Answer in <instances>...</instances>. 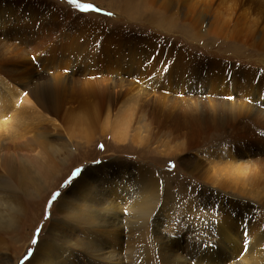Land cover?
Here are the masks:
<instances>
[{
    "label": "rangeland",
    "instance_id": "rangeland-1",
    "mask_svg": "<svg viewBox=\"0 0 264 264\" xmlns=\"http://www.w3.org/2000/svg\"><path fill=\"white\" fill-rule=\"evenodd\" d=\"M22 1L0 0V29L2 28L3 30V34L0 33V43H2L0 44V49L5 48L8 51V59L5 62L9 61L14 65H21V69L25 68L27 78L32 72H38L37 77L46 75L47 79H66L70 75L69 71L72 69V65L57 64V60L54 61V59H58V56H61V50L76 47L71 39L77 40L78 46H81L84 35L86 36L85 38H89L91 33H100L99 35L103 37V40L95 41L96 46L94 45L87 50L89 52L82 57L80 69L77 73L75 72V76L80 74V81L69 85L79 87L85 81L97 79L108 90H113L111 85H109L110 81L115 80L114 82L117 83L119 80L127 79L120 78L122 76L121 73L117 76L120 69L119 65L122 63L128 65L126 67L127 70H131V67L137 68V66L140 68L142 64V73L136 78L134 84L130 87L128 86V89L120 90L119 95L121 97L116 100V107L111 108L115 113L118 112L116 118L124 116L125 119L128 118L129 126H126L128 135L126 134L123 141H117L114 138V136L119 137V132L118 130L115 131L116 129L114 128L116 127L114 126H120V122H113L115 118L111 116L112 114L109 118L101 114L95 122L92 134L89 131L85 132L83 126L78 122L70 125L61 124L57 120L58 129H55L53 133H43L40 130L41 126L44 127L46 124H51L47 123L46 118L43 116L38 115L36 117L37 114L33 110V105L24 99L26 96L22 93L20 86L5 79L0 74V91H2V95H5L1 99L6 101L4 108L0 106V171L7 178H10V184L15 188V194L19 196L16 197L17 203L22 205V212L18 216L19 220L16 227L4 229L0 233V264H27L31 255L35 252L36 246L39 243L44 245L43 242L46 238L50 241H55L54 254L56 256L52 255V258L59 264H64L67 256L68 264H89L90 257L98 259L104 255L107 258H111L109 257L111 252H117L119 256L133 255L135 264L138 263V260L142 261L139 257V252L142 251L138 250L139 245L132 244L130 248L124 245L125 239L122 237V227L125 224L122 220L101 221L99 226L91 228H86L82 224L77 226L74 222L68 225V222L57 220L62 215L58 207L59 200L71 188L80 174L85 169L93 168L92 170H94L103 163L105 165L112 162V160H116L118 163H126V165L131 162H140L138 166H142L141 169L147 168L145 170H151L154 175L160 178V202L162 200L168 201V205L162 207L164 213H168L166 215L168 221L172 220L176 223V219L179 218L180 225L178 227L186 229V226L183 225L186 220H196V223H200L199 225H206L208 228L215 230L218 226H214L216 221L213 223V221H208L204 218L212 210L203 209V213H201L197 205L193 206L190 203L199 198L204 188L203 183H201L203 180L191 178L183 171V168L179 167L176 159H179L178 157L180 156L189 155L203 161L212 158L215 161L225 162L229 158V152L234 155L233 147L235 145L233 144H235V140L251 139L250 141L253 142L255 136L252 135L253 132L246 134L247 136L240 132V127L243 123H241V119L239 120L241 124L239 122L237 124L240 128H238L239 131L236 132V129L227 139L225 136L219 138L220 135L217 132L208 133L207 135L203 126H198L197 128L192 127V125L188 126L192 131L197 130V132L204 133L207 137L206 141H203L200 134L183 135V130L180 129L177 132L176 125H179L180 118L184 117V112L191 110V107L196 109L194 99L198 96V92H203L206 96L213 98L229 97L227 94L218 96L214 92L219 82L218 79L224 77L225 80L226 77L223 74V69L216 68L220 64L230 65L233 67L232 69L241 67L249 70L257 69L260 75L258 77L257 73L256 83L249 82L241 89L245 94H249L250 91L247 90L249 86H253L254 89L259 87L262 93L259 96L257 95V104L259 105L262 102L263 106H261L264 108V64L259 60L261 56H264V48L263 53L260 54L253 48L246 47L241 42V40H245L244 35L241 38L238 35L228 37L227 34L229 32L221 35V32H216L215 30L217 29L212 26L209 28V24H213V21H215L214 18L220 20L218 14L210 15L207 10L203 9L204 3L200 1L189 3L186 0H74L71 3L69 0H45L50 5L52 3L56 4L54 17H49V27L58 25L57 22H64L66 13L83 21L86 19L87 23H84L87 27H84L82 23H78L77 25L63 27L60 31L57 29L51 35L37 33L30 37L27 32L24 34V31L21 34L22 36L18 37V32L21 28L18 25L20 16L33 22L35 14L33 8L22 7L20 9ZM40 2L37 3L41 4ZM239 2L243 3V10L239 6ZM256 3V0H237L236 4L237 7L239 6V10H237L238 12L235 10V13L242 11V13L252 16L254 8H257ZM89 4L93 5V8L83 7ZM97 8L99 11L95 10ZM195 8L203 10L202 13L205 16V20L203 17L201 19L202 22L200 21L201 23H199L197 16L193 13L191 14L192 23L189 19L190 12ZM4 20L7 21L2 25L1 22ZM70 22L73 21L64 23ZM229 23L231 24L232 21H229ZM33 24H35L33 28L37 30L39 28L38 21ZM102 27L104 28L103 32H114L115 34H102ZM230 29V31L234 32L233 27H230ZM142 36L150 40V43L144 44L141 43L142 41L137 43L136 39L132 38ZM125 37L128 38L129 42L123 40ZM7 40L16 44L13 48L19 51L16 53L9 51L12 47L8 48L4 45ZM40 42L42 44L39 45ZM37 45L39 46L37 47ZM20 51L29 54L28 58L20 54ZM93 51L98 55L96 59ZM49 52H52V59L47 62L49 66L39 62L38 56ZM135 53L134 62L136 64L134 65L132 57ZM25 58L26 61L24 62ZM69 59L71 60L72 57H69ZM196 61L199 64L204 63L206 67L193 69V64ZM28 62H31L32 65H28ZM3 66L4 59L0 57V68ZM229 69L232 70L230 67ZM51 73L52 75H50ZM231 73L230 71L228 72L229 77ZM103 78L104 81L102 80ZM67 79H72V82H75L76 78ZM249 79L246 80L249 81ZM229 86L233 90H237L238 94H241L239 92L240 87L237 84ZM251 99L255 100V98H245L247 101ZM90 100L93 101L94 98H90ZM117 105H121L119 109ZM70 106H75V103L70 104ZM67 107L69 106H65V108ZM115 108L116 111L114 110ZM206 108L209 110L207 104ZM18 109L24 110V112H21L23 113L22 115H26H24V123L28 125H36L38 123L36 126L39 127L38 129L36 127L33 136L35 139L38 138V140L41 138L42 140L39 143H42L43 146L30 145L24 148V145L18 144L25 141L24 137L19 139L20 133L25 131L24 127L21 124L18 126L14 122L16 118H19L20 122L24 118L18 114ZM202 111L204 112V110ZM216 113L218 111L214 109L210 110L208 115L215 116ZM10 115L12 118H10ZM66 116L70 115H62L61 119L68 122L69 120L64 118ZM28 118L33 119L30 122ZM230 120H233V118ZM237 121L236 119L235 123ZM11 128H16L14 131L19 138H11L9 136ZM239 132L240 134H238ZM37 133H39L40 138L36 135ZM86 133L90 134V138L86 137ZM256 133L259 137L260 135L263 136L264 130L257 129ZM26 136L30 139L33 138L32 134ZM35 139H32L33 143H35ZM259 140L254 142L257 152L260 150L259 143L261 142ZM56 143H62L61 149L56 150L57 152L50 147L55 146ZM243 143L240 145V149ZM9 160L14 165L6 167ZM251 160L250 163H253L254 168L253 178L258 179L264 176L254 159ZM25 164L30 167L32 165L33 168L38 170V176L41 177L39 185L35 187L32 185L25 186L19 182L17 172ZM53 164L54 166L51 167ZM47 165L48 167H46ZM129 172L132 173L135 170L130 169ZM217 175H221V177L230 175L234 181H238L237 175L226 171H220ZM91 184L92 186L94 185L93 181H91ZM206 184L209 185L208 183ZM194 186L200 187H196V192H189V189ZM98 187L105 188L98 185L95 189ZM182 189H184V192ZM55 193H58V195L53 200L52 197ZM229 193H232V195H229L230 198L224 201L227 208L231 204L236 205L237 201H239L237 195L241 191L236 187H231L229 188ZM250 198L254 200L253 204L248 202L244 205L246 207H255L254 210L252 209L253 217L249 216L252 225L249 227V224L246 223L248 218L244 220L239 216L243 220L241 226L244 229L245 241L237 243L230 250L223 244L227 259L232 258L227 263L233 261V264H264V190L252 192ZM217 210L218 207L214 209L215 215ZM238 212V210L233 211V219ZM246 226L248 227L246 228ZM67 235L71 236L72 239L64 244H58L59 240ZM70 246H72L73 250L66 255L64 251ZM217 247L218 243L211 241L203 243L202 246L201 244L198 245L196 247L198 250L202 248L208 253V261L206 262L202 259L204 252L199 256L198 264H213V256L218 253ZM162 249L174 256L185 254L184 257L179 258L180 260L188 255L196 254L195 248L192 250L190 246H184L182 250H173V244L169 243L163 246L160 245L159 250L145 264H160ZM243 250L247 251L246 255Z\"/></svg>",
    "mask_w": 264,
    "mask_h": 264
},
{
    "label": "bare ground",
    "instance_id": "bare-ground-1",
    "mask_svg": "<svg viewBox=\"0 0 264 264\" xmlns=\"http://www.w3.org/2000/svg\"><path fill=\"white\" fill-rule=\"evenodd\" d=\"M186 1L189 3H197L200 1L204 3L202 6L203 9H205V11L207 10L210 15L214 16L216 13L218 14L220 20H217L213 17L215 21L212 20L213 24H209V28L210 26H212L213 28L217 29L215 30L216 32H221V35H225L227 34V32H229L230 34H227L228 37H232V35H238L241 38L244 35L245 40H241V42L246 45V47L253 48L260 54L263 53L264 0H256L257 8H254L252 16H250V14L248 15L247 13H242V11L239 13H235V10H239V6H241L242 10L244 9V5L241 2H239V6L237 7V0H205L206 2L204 0ZM37 2H40V0L22 1L20 9H22V7L29 9L33 8L35 14L33 22L30 19L28 20L23 16H20L21 24L18 22V25L21 28L18 32V37L22 36L21 34H23L24 31V34H26L27 32L30 37L37 33L51 35L52 32L57 31V29L58 31H60V29L63 27L77 25L78 23H82L84 24V27H87V25L85 24L87 23L86 19H84L83 21L67 13L65 14L63 21L73 22L67 24L64 22H57L58 25L49 27V17H54L56 4L52 3L50 5L45 0H41V4H38ZM196 8L192 9L189 14L191 23L192 13L197 16L199 23L202 22L201 19L203 17L205 20V16L202 13L203 10H198ZM26 12H28V10H26ZM6 21L7 20H4L3 22H1V24L3 25ZM35 21H38L39 23V28L37 30L33 28V26L35 25L33 23H35ZM229 21H232V23L230 24ZM230 27L234 28V32L230 31L232 29H230ZM101 30L102 34H115L114 32H103L104 28ZM207 30L209 31L208 28ZM0 33L3 34L2 28L0 29ZM99 34L91 33V36H89V38H85L86 36L84 35V39L82 41L83 44H81V46H78L77 40L74 41L73 39H71L76 47L74 46L75 48L61 50V56H58V59H54V61L57 60V64L72 65V69L69 71L70 75L67 78H76L74 80L75 82H72V79L67 78L64 80L62 78H58V80L51 78L47 79L46 75L37 77L39 73H34L32 71V75L30 74L27 78V75H25V68L21 69L22 67H20L21 65L19 66V64L14 65L9 61L5 62V60L8 59V51L5 48H1L2 50L0 49V57L4 59V66L0 68V74H2L5 79L10 80L14 84L20 86L22 93L26 96L24 99L30 102L31 105H33V110H35L37 114L36 117H38V115L43 116L44 118H46L45 120H47V123L51 124H46L44 127L41 126L40 130L43 131V133H53L55 129H58V123L56 122L57 120L61 124L70 125L74 122H78L79 124H81V126H83L85 132L89 131L92 134L93 127L97 119H99V116L103 114L107 116V118H109L112 114L111 116H114L115 118L113 122H120V126L118 127L114 124V127H116L114 128L116 129L115 131L118 130L119 132V137L117 138L114 136V138L117 141H123L125 139V136L127 134L126 126L128 125V118L125 119V116L116 118L118 112L115 113L111 108L116 107V100L121 97L119 95L120 90L124 91V89H128L132 84H134L136 78L141 75L142 64L140 68L139 66H137V68L131 67V70L126 69L128 65H125L124 63L120 64V69L118 68L119 71L117 73V76L119 73H121L122 76L120 78H127L128 80H119L117 83L114 82L115 80L110 81L109 85H111V89L113 90H108L106 87H104V85H101L100 81H97V79L88 80L85 81V83L80 82L81 84L79 85V87H72L71 85H69L70 83L75 84L76 82L80 81V74H76L75 76V72L77 73L80 69L82 57L89 52L87 50L94 45L96 46L95 41L103 40V37ZM127 37L123 38V40L129 42ZM132 38L136 39L137 43H140L141 41V43L144 44L150 43V40L143 38V36ZM78 39L80 38L78 37ZM40 44H42V42H40L39 45ZM4 45L8 48L12 47V49L9 50L11 52L16 53L19 51L13 48V46L16 44H13L8 40ZM39 45H37V47ZM51 53L52 52H49L48 54H41L37 59L39 60V62H43V64L48 65V60L52 59ZM20 54H23L26 58H28L29 55L25 52L22 53V51H20ZM135 55L136 53L132 57L133 62ZM69 57H72V59L70 60ZM97 57L98 55L95 53L94 58L96 59ZM26 58L24 59V62L26 61ZM260 58L259 60L264 64V56H261ZM135 64L136 63L134 62V65ZM28 65H32L31 62H28ZM94 65L96 64L94 63ZM201 67H206V65L204 63L199 64L198 61L193 64V69H201ZM229 67L231 69L233 68L232 66L226 64H220L216 66V68L218 69H223V74L226 77L225 80L224 77H220V79H218L219 82L214 91L218 96L220 94H227V96L229 97L213 98L211 96H206L205 94H203V92H198V96L194 99L196 109H194V107H191V110L184 112V117L181 116L183 118H180L181 120H179V125H176L177 132L180 129L183 130V135L200 134L203 141H206L207 137L204 133L197 132V130L192 131V129H190L188 126L192 125V127L196 128L198 126H203L204 130L207 132V135L208 133L213 134L214 132H217L220 135L219 138L225 136L227 139L228 136L230 137V134H233V131H236V129V132L239 131V127L237 126V124L238 122L240 123L239 120L241 119V123H243L240 127L241 129L239 128L241 130L240 132H242L244 135L253 132L252 135L255 136V138H253V142L250 141L251 139H244V143L242 139L235 140V144H233L235 145V147H233L234 155L230 154L229 152V158L226 159L225 162L215 161L214 159L209 158V160H206L209 162L206 163V161H203L199 158L190 157L189 155L180 156L178 157L179 159H176L179 167L183 168V171L191 176V178L203 180L201 181V183H203L204 188L201 191L199 198H197L196 201L193 200V202L190 203L193 206L197 205L199 207V212L201 213H203V209L212 210L210 213H207L204 218L205 220L213 221V223L216 221V224L214 226H218L215 230L208 228L206 225H199L200 223H196V220H186L183 223V225L186 226V229L178 227L180 225L179 218L176 219V223H174L172 220L168 221V218H166V215L168 213L165 214L162 210L163 206L168 205V201L162 200L160 202V178L154 175L151 170H145L147 168L141 169L142 166H138L140 162H131L126 165V163H118L116 160H112V162H109L105 165L103 163L102 165L96 167L94 170H92L93 168L85 169L80 174L71 188L61 196L58 207L62 215L61 218L57 220L68 222V225L71 222H74L77 226L82 224V226L86 228L97 227L100 225L101 221L108 222L109 220H122L125 224L122 227V237L125 239L124 245L130 248L132 247V244H136L140 246L138 250H142L139 252V257L140 259H142V261L138 260L137 264H145L148 260L151 259L153 254L159 250L160 245L163 246L169 243L173 244V250H182L184 246H190L192 250L193 248H195L196 254L188 255L186 258L180 260L179 258L184 257L185 254L174 256L166 253L162 249L160 253V264H198V258L204 252L205 254L202 256V259L203 261L207 262L208 253L202 248L201 250H198L196 247H198V245L200 244L202 246L203 243H208L210 241L218 243L217 252L219 253V255L217 253V255L213 256V264H226L228 261H230L232 258H229V260L227 259L223 244L225 245V247H228V250H230L232 246L236 245L237 243L239 244L241 241H245V234H243L244 229L241 226L243 222L242 218L244 220L248 218V221L246 223H248L250 227L252 225V222L249 220V216L253 217L252 214L255 207H246L244 204L248 202L249 204H253L254 200L250 198V194L252 192L257 190H264V176L258 179H254L253 163H250L252 161L251 159H254L259 170L264 173V135H260V138L256 133L257 129L264 130V108L262 107V102L259 103V105L257 104V95L259 96L262 93L259 87L258 89H254L253 86H249L247 88V90L250 91L249 94H245L241 89L245 87L249 82L256 83L255 79L257 77V73L259 77L260 72L257 69L249 70L242 67L230 70ZM92 70L91 72H93ZM229 71L232 72L230 77L228 75ZM50 75H52V73ZM248 78H250L249 81L246 80ZM102 80L104 81V78ZM232 84H237L240 87L238 88L241 94H238L237 90H233V88L229 86ZM2 94V91H0V106L4 108L6 101L1 99L5 97V95ZM90 98H94V100L91 101ZM245 98H255V100L251 99L249 100V102L245 100ZM73 103H75V106H70V104ZM206 104L209 106V110L206 108ZM67 105L69 107L65 108V106ZM120 106L121 105H117L118 109L120 108ZM214 109H217L218 113H216L215 116H209L208 113L210 112V110ZM114 110L116 111V108ZM202 110H204V112ZM18 111L19 115H22L23 113L21 112H24V110L22 109H18ZM24 115L22 116L24 117ZM62 115H70L64 117L69 121L65 122L64 120H62ZM74 117L75 119H73ZM10 118H12L11 115ZM231 118H233V120L237 119V123H235V120L234 122L233 120H230ZM28 119L31 122L33 118ZM24 121L25 117L23 118L22 122H20L19 118L14 119V122H16L18 126L21 124V126H23L25 129L24 133H20V138L14 131L16 130V128H11L10 131L8 129L10 133L9 136H11V138L19 139H21V137H24L25 141L23 143H18L19 145L21 144V146L24 145V148H27L30 145L43 146L42 143H39V141L42 140L39 137V133H37L36 135H38L40 140H38L37 137V139H35V137L33 136V133H35L34 131L37 127L36 125L38 123L36 125H28L27 123H24ZM240 132L238 134H240ZM28 134H32L33 138H31L35 139L34 142L36 144L33 143L32 139L26 136ZM86 137L90 138V134L88 133ZM26 138H28L29 140ZM258 140L261 142L259 143V152H257V148L254 144V142ZM226 143L230 144L229 142ZM242 143L243 146L240 149L239 147L240 145H242ZM61 144L62 143H56L57 146L55 145L50 147L56 151L61 149ZM13 165V162L9 160L6 164V167H10ZM52 166H54V164L51 165V167ZM46 167H48V165ZM5 168L3 169L5 170ZM130 169H134L135 172L130 173ZM220 171H226L237 175L238 181H234L230 175H227L225 177L217 175V173ZM17 173L18 180L22 185H32L33 187H35L36 185H39L41 183V177L38 176V170L33 168L32 165L30 167L25 164L24 167L18 169ZM91 181H93L94 183L93 186L91 184ZM204 181L209 185H207ZM10 182V178H7L5 174L0 171V233L4 229L16 227L19 220L18 216L22 212V205L20 203H17L18 200L16 199V197L19 196L15 194L16 190L10 184ZM98 185L105 188L98 187L95 189V187H97ZM196 187L200 186H194L190 188L189 192H196ZM231 187L240 189L241 193L237 195L239 201H237L236 205L231 204L230 207L227 208V205H225L224 201L230 198L229 195H232V193H229V188ZM182 190L184 192V189ZM190 195L192 194L190 193ZM217 207L218 210L215 215L214 209H216ZM183 210L185 211V209ZM234 210H238L239 212L233 219L232 216ZM239 216H241L242 218H239ZM247 227L248 226H246V228ZM70 239H72V237L67 235L66 237L60 239L58 244L69 242ZM54 243L55 241H50L48 238L44 240V245H41L39 243L36 246L34 250L35 252L31 255L27 264H59L52 258V255L56 256V254H54V248L56 247L54 246ZM66 250L64 252L67 255L72 252L73 248L72 246H70ZM243 252L245 255L247 254L246 250H243ZM109 257L111 258H107L104 255L99 257L98 259L90 257L89 264H93V260L94 264H135L133 255L119 256L117 252H111L109 253ZM68 261L69 260L67 256L64 260V264H68ZM227 264H233V261Z\"/></svg>",
    "mask_w": 264,
    "mask_h": 264
},
{
    "label": "snow or ice",
    "instance_id": "snow-or-ice-1",
    "mask_svg": "<svg viewBox=\"0 0 264 264\" xmlns=\"http://www.w3.org/2000/svg\"><path fill=\"white\" fill-rule=\"evenodd\" d=\"M69 2L71 3V2H74V0H69ZM83 7H85V8H93V5H84ZM96 11H99V9L97 8V9H95ZM109 15H111V14H109ZM75 174V173H74ZM58 195V193H55V194H53V197H52V199L54 200L55 198H56V196ZM35 242V241H34Z\"/></svg>",
    "mask_w": 264,
    "mask_h": 264
}]
</instances>
